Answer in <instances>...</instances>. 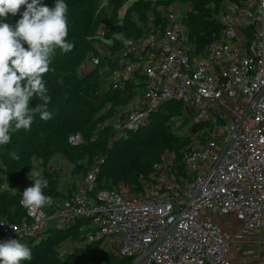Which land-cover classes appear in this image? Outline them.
<instances>
[{
    "label": "built area",
    "instance_id": "1",
    "mask_svg": "<svg viewBox=\"0 0 264 264\" xmlns=\"http://www.w3.org/2000/svg\"><path fill=\"white\" fill-rule=\"evenodd\" d=\"M165 20L162 31L150 26L129 38L122 68L112 71L114 87L135 72L145 76L144 90L112 118L113 135L146 124L161 103L181 101L192 113L186 133L206 136L184 155L195 177L180 178L167 154L142 192L92 194L100 171L94 166L52 213L26 209L21 222L0 219V243L85 217L95 226L88 239L100 240L118 260L130 259L126 264H232L230 242L211 214L234 212L246 229H264V0H226L222 36L203 53L192 45L180 9L167 10Z\"/></svg>",
    "mask_w": 264,
    "mask_h": 264
},
{
    "label": "trees",
    "instance_id": "2",
    "mask_svg": "<svg viewBox=\"0 0 264 264\" xmlns=\"http://www.w3.org/2000/svg\"><path fill=\"white\" fill-rule=\"evenodd\" d=\"M129 1L65 0L69 23L67 40L74 42L75 47L67 53L57 48L51 70L43 76L51 97L52 118L43 121L37 114L30 131L12 134L10 144L0 147V219L21 222L27 218V210L20 200L25 188L34 183L29 177L47 179L44 194L52 196L54 203L44 208L52 213L58 206L55 201L70 193L60 190L58 170L64 166L62 160L74 163V175H85L99 166L92 194L122 188L142 192L155 179L154 166L167 154L173 156L180 178L191 181L195 177L187 174L184 155L199 147L206 136L202 133L192 137L186 133L192 113L185 112L181 101L163 102L146 124L113 135L112 118L145 87V76L138 72L123 86L114 87L111 75L112 71L122 68L118 60L124 44L115 40L113 34L123 33L129 39L146 35L150 26L162 31L166 26V11L177 8L182 10L183 26L196 52L203 53L210 42L222 36L219 15L225 8V0H138L129 5L122 17H117L120 5ZM55 2L41 0L49 7H54ZM18 19V14H9L7 22ZM101 22L106 23V32L97 35L95 28ZM93 57L98 59L97 67L92 74L84 73V66ZM40 102L34 97L30 106ZM76 134L83 137V142L74 145L70 137ZM8 150H15L20 158L13 160ZM36 173L39 177L34 176ZM94 230L92 219L79 217L65 227L52 225L39 237L19 238L31 249L33 257L21 264L129 262L128 258L118 260L102 248L100 240H89L88 232ZM69 240L82 242L84 246L70 250L66 245L64 251L56 247Z\"/></svg>",
    "mask_w": 264,
    "mask_h": 264
},
{
    "label": "clouds",
    "instance_id": "3",
    "mask_svg": "<svg viewBox=\"0 0 264 264\" xmlns=\"http://www.w3.org/2000/svg\"><path fill=\"white\" fill-rule=\"evenodd\" d=\"M67 9L65 0H56L54 7L41 0H0V147L10 144L12 134L30 131L37 114L43 121L52 118L43 76L51 70L57 48L67 53L75 47L67 40ZM9 14L20 19L9 23ZM113 38L126 47L133 43L123 33H114ZM34 97L41 102L31 107ZM8 155L20 158L15 150H8ZM29 179L34 183L23 191L21 205L30 211L51 206L53 197L44 194L47 179ZM32 258L31 249L18 239L0 243V264H21Z\"/></svg>",
    "mask_w": 264,
    "mask_h": 264
},
{
    "label": "rangeland",
    "instance_id": "4",
    "mask_svg": "<svg viewBox=\"0 0 264 264\" xmlns=\"http://www.w3.org/2000/svg\"><path fill=\"white\" fill-rule=\"evenodd\" d=\"M135 1H138V0H130L129 2L122 3L120 5V7L118 8L117 17H122L124 15L125 11L127 10V8L129 7V5H132L133 2H135ZM225 3H226V0H225ZM181 13H182V10H181ZM12 24H15V22H12ZM95 29H96L97 35H102L103 33L106 32V30H105L106 29V23L101 22L99 25H97V27ZM94 33H95V31H94ZM96 67H97V63H95L93 61V59H89L87 61V64L83 68V72L92 74ZM57 156H60V155H57ZM62 164L64 165L63 168L61 170H58L60 184L62 183V176L61 175L67 176L69 178L66 182V186H68V185L72 186V184H75L78 180L81 179V177L83 176L82 174L74 175V173H73L74 163H69L68 160H62ZM51 168H52V170L55 169L54 166ZM34 176L39 177V174L36 173ZM211 215L213 218L220 221L225 233H231V229H233L235 231L234 235L238 236L240 231H242L244 233H247L248 231H250V230L245 228L243 222L239 219L237 214H235L234 212L223 213V214L212 213ZM42 239H44V237ZM66 245L68 246V248L70 250L77 247L78 245L84 246V244L82 242L75 241V240H69L66 243L62 242V244L57 245L56 247L58 249H62L64 251L66 249ZM230 248H231V246H230ZM27 264H34V263L31 262V263H27Z\"/></svg>",
    "mask_w": 264,
    "mask_h": 264
},
{
    "label": "crops",
    "instance_id": "5",
    "mask_svg": "<svg viewBox=\"0 0 264 264\" xmlns=\"http://www.w3.org/2000/svg\"><path fill=\"white\" fill-rule=\"evenodd\" d=\"M61 176L60 190L73 192L77 187L78 181L72 186H66L69 178L64 175ZM63 199L56 200V204L62 202ZM234 234L235 231L233 229H231V233H225L231 246L230 258L232 264H264V229L248 231L247 233L240 231L238 236Z\"/></svg>",
    "mask_w": 264,
    "mask_h": 264
}]
</instances>
